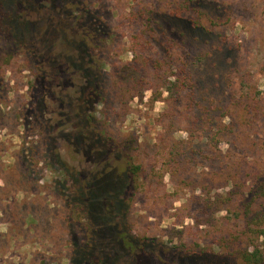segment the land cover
I'll return each instance as SVG.
<instances>
[{
  "label": "rangeland",
  "instance_id": "obj_1",
  "mask_svg": "<svg viewBox=\"0 0 264 264\" xmlns=\"http://www.w3.org/2000/svg\"><path fill=\"white\" fill-rule=\"evenodd\" d=\"M82 2L111 28L98 128L132 140L140 169L105 212L101 198L123 170L77 136L80 75L44 69L36 104L27 55L0 49V264H74L72 226L86 223L79 192L91 177L99 246L114 244L105 237L119 222L133 238L206 252L200 264H245L237 251H264V0ZM22 15L21 38L45 56L65 53L44 33L46 14ZM67 24L54 32L71 34Z\"/></svg>",
  "mask_w": 264,
  "mask_h": 264
},
{
  "label": "trees",
  "instance_id": "obj_2",
  "mask_svg": "<svg viewBox=\"0 0 264 264\" xmlns=\"http://www.w3.org/2000/svg\"><path fill=\"white\" fill-rule=\"evenodd\" d=\"M21 1L24 4H21ZM43 1L47 2L48 13H44ZM11 4L8 6L7 4ZM41 4V5H40ZM20 5V6H18ZM16 6V7H15ZM10 7V8H9ZM33 12L40 19L48 22L44 33L49 39L53 34L57 35L55 42L61 41L65 46V53L52 58L45 56L33 43H28L20 37L22 30L15 21L23 19V12ZM56 18V20H55ZM14 20L12 29L5 30L3 26ZM67 22L72 25L71 34L55 33L59 29V22ZM179 20L174 19L170 23L173 27L181 26ZM34 23V29L30 31L35 36L38 33ZM61 29V28H60ZM30 30V29H28ZM70 30V29H68ZM191 30V29H190ZM189 30V31H190ZM188 31V32H189ZM111 35V28L82 0H2L0 1V49L11 51H22L27 55L31 70L35 75L36 104L42 97L44 69L55 78L65 74H79L81 77L77 97L75 96L77 109L74 111V127L78 132L77 136L83 142V149L91 151L96 157L102 154L116 156L119 165L122 167L123 176L115 178L114 187L109 196L101 198V205L105 212L111 210V205L122 203L119 197L127 198L132 182L136 179L140 166L134 164L131 149L132 140L128 137H114L109 139L107 135L98 128L96 120L95 105L105 99L106 87L104 84L101 67L103 61V50ZM40 37V36H39ZM40 41L46 43L47 39ZM73 50L75 55H71ZM93 178L84 179L79 192L81 210L86 217V223H73V247L74 264H200L201 258L208 257L206 252L195 253L183 247H166L155 238H133L121 228L118 223L112 222L108 228V236L105 239L113 241L112 246H99L100 230L97 224L88 216L91 214L93 199L99 201V195L94 196L92 189L95 188ZM258 189L264 193V180L260 182ZM94 196V197H93ZM97 201V202H98ZM122 205V204H121ZM110 213V212H109ZM117 214V213H116ZM109 224V223H106ZM101 225V224H100ZM103 227V225H101ZM237 257L245 264H264V251L254 248L252 251L243 249L237 251Z\"/></svg>",
  "mask_w": 264,
  "mask_h": 264
}]
</instances>
